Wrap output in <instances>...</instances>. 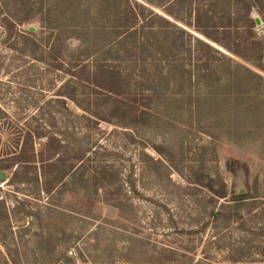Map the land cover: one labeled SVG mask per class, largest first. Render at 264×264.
Instances as JSON below:
<instances>
[{"label": "rangeland", "instance_id": "374dc122", "mask_svg": "<svg viewBox=\"0 0 264 264\" xmlns=\"http://www.w3.org/2000/svg\"><path fill=\"white\" fill-rule=\"evenodd\" d=\"M152 11L203 39L162 10ZM255 16L263 36L264 22ZM41 30L35 20L17 26L10 38L0 24V164L24 147L27 132H43L60 139L63 171L42 173L38 165L35 174L20 173L15 180L13 173H3L0 264H264L260 130L251 135H245L248 128L225 131L219 123L226 104L198 100L204 89L174 78L168 88L164 83L158 89L146 126L145 121L129 122L130 127L96 124L95 117L60 97L70 75L42 59H48L49 47ZM30 33L36 42H27ZM82 43L73 41L69 50ZM45 141L36 140V150ZM102 166L110 167L114 187L100 189L96 168ZM39 174L37 183L33 176ZM210 180L216 191L226 189V198L209 191ZM38 184L41 189L56 185L55 198L40 197ZM65 190L71 192L59 194ZM239 195L248 199L237 205L233 199ZM5 212L8 220L2 219Z\"/></svg>", "mask_w": 264, "mask_h": 264}, {"label": "trees", "instance_id": "16d2710c", "mask_svg": "<svg viewBox=\"0 0 264 264\" xmlns=\"http://www.w3.org/2000/svg\"><path fill=\"white\" fill-rule=\"evenodd\" d=\"M153 7L192 27L204 40L154 13ZM255 15L264 22V0H0V24L10 38L17 26L39 21L43 45L49 47L48 59H42L55 62L56 70L70 75L60 97L95 117L96 124L130 127L129 122L136 126L145 121L146 126L157 107L158 89L164 83L168 88L174 78L204 89L205 96H197L198 100L210 97L214 107L226 104L219 123L225 131L241 133L248 128L245 135H251L260 130L257 145L264 142V77L250 67L234 64L211 45L264 73V35L257 32ZM34 36L30 33L27 42H36ZM73 41L84 43L70 51ZM43 138L46 141L36 150L35 141ZM63 148L54 135L27 132L24 147L1 162L0 186L1 174L6 172L13 173L14 180L20 173L33 175L38 165L44 169L42 173L62 172ZM72 159L70 169L77 165ZM16 166L21 170H14ZM109 168H96V175H101L100 189L116 183ZM33 177L38 183L40 174ZM64 179L62 186L67 187ZM208 187L214 196L226 198V189L216 191L212 180ZM56 189V185L41 189L38 195L54 199ZM65 192L71 191L59 194ZM247 199V195H239L233 201L239 205ZM0 205L5 209V202ZM8 218L5 212L2 219Z\"/></svg>", "mask_w": 264, "mask_h": 264}, {"label": "water", "instance_id": "95a60500", "mask_svg": "<svg viewBox=\"0 0 264 264\" xmlns=\"http://www.w3.org/2000/svg\"><path fill=\"white\" fill-rule=\"evenodd\" d=\"M257 22H258V20H257ZM30 31H33V28H31ZM1 180H2V181L5 180V176H4V174H1Z\"/></svg>", "mask_w": 264, "mask_h": 264}]
</instances>
